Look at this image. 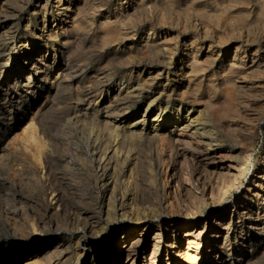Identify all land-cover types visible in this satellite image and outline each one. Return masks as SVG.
Masks as SVG:
<instances>
[{
	"label": "bare ground",
	"instance_id": "bare-ground-1",
	"mask_svg": "<svg viewBox=\"0 0 264 264\" xmlns=\"http://www.w3.org/2000/svg\"><path fill=\"white\" fill-rule=\"evenodd\" d=\"M11 1L0 6V264H264V155L247 185L252 152L217 165L262 120L264 0H190L184 14L178 0ZM162 6L172 10L153 12ZM238 230L255 234L236 236V253Z\"/></svg>",
	"mask_w": 264,
	"mask_h": 264
},
{
	"label": "rangeland",
	"instance_id": "rangeland-1",
	"mask_svg": "<svg viewBox=\"0 0 264 264\" xmlns=\"http://www.w3.org/2000/svg\"><path fill=\"white\" fill-rule=\"evenodd\" d=\"M38 0H31V2H32V4L34 3V2H37ZM91 1H95V3L96 2H99L100 0H90V2ZM179 2H177V4H176V9L175 10H172L170 7H158V8H153V12L154 13H157V14H161L162 12H166V11H169V10H172L174 13H176V12H182L183 14L185 13V8L187 7V5L188 4H190V0H178ZM108 5H110V6H108ZM0 6L1 7H6V6H10V7H14L15 6V3L13 2V1H11V0H9V1H5V0H0ZM77 7H79V6H81V8L83 7V6H85V1H83V2H81L80 1V5H76ZM113 7H115V4L113 5V3L111 4H106V5H104V6H102L101 7V10H100V12H97V18L99 19V18H101L102 16H104L105 15V11L107 12V11H109V9L110 8H112L113 9ZM115 9V8H114ZM7 10H9V9H7ZM70 13H72V12H70ZM100 13H102V14H100ZM104 13V14H103ZM225 14H227V13H225ZM63 14H61L60 15V17L62 16ZM65 16V15H64ZM24 17H25V14H20V19L23 21V19H24ZM233 19V16L232 15H227L223 20L225 21H229V20H232ZM69 20H71V17L69 18ZM234 20V19H233ZM132 22V24L133 23H135V25H139V24H141V21L139 20V19H135V20H132L131 21ZM228 25V24H227ZM167 29H165L164 30V32L166 31ZM85 31V30H84ZM160 31V30H159ZM173 31H174V33L172 34V35H175V34H179V36H180V47H179V49H178V53L176 54V57H180L182 54H183V48H184V45H183V43H184V38H185V35L184 34H182V33H179V31H177V30H174L173 29ZM163 32V33H164ZM100 34V32L97 34V35H94V34H90L89 36H88V39L89 40H86L87 41V43H86V48H88V45H89V41L91 40H99V35ZM171 36V35H170ZM132 41H135V39L133 40V39H131ZM139 39H136V41H138ZM128 44H131V41H129L128 42ZM54 48H58V45H55L54 46ZM218 48V47H217ZM110 59H106V62H110L109 61ZM112 60V59H111ZM111 62H113V61H111ZM164 81V84H165V82H167L168 80H165V79H163ZM174 83H171V85H173ZM175 85H177L176 83H175ZM185 88V87H184ZM179 96H174V99H177ZM208 100H209V98H208V96H206V98H202L201 100H200V104H199V107L200 108H204V105H206L207 104V102H208ZM36 110V109H35ZM261 110H262V113H261ZM259 111H260V114H262V120H261V122L258 124V126L256 127V134L254 135V137H253V139L251 140V141H248V140H245V138H244V136L243 135H241L240 137H236V139H234V138H232L231 139V142L228 144V146H233L234 147V150H232V151H230L229 149V154H230V157H228L225 161H224V164H222L221 162H218L217 163V165H219V169L221 170V169H225V167H227V165L228 164H231V163H238V164H242V165H244V163H245V161L247 160V154H248V152H252V156H251V162L248 164V166H247V168H246V171L244 172V174L245 173H248L247 174V177L244 179V181H245V185H247L248 184V178L249 177H253V172H254V170H255V166H256V164H255V160H261V159H263V155H264V109H259ZM139 113V112H138ZM137 113V114H138ZM137 116V115H136ZM28 120H29V118L26 120V121H23L22 122V124H21V126L19 127V128H17V129H15V131L12 133V135H11V138H10V140H9V143L11 142L12 144H16L19 140H20V136H19V134H21V132H22V129H23V127H24V125H26V123L28 122ZM235 127V126H234ZM233 127V128H234ZM230 128V127H229ZM247 146H249V151H247L248 149H247ZM142 149H143V155H145V156H154V154H155V152L157 153V145H151V144H149V143H146V145H143V147H142ZM174 161H176V166H177V168L178 169H180V167H179V165L181 164V162H183V159L182 158H178L177 160H174ZM187 168V167H186ZM191 168V167H190ZM3 169H4V167L3 168H1L0 167V171L1 172H3ZM247 169H248V171H247ZM181 170V169H180ZM190 170V169H189ZM171 171H172V169L170 168V171H169V173H171ZM188 171V170H187ZM191 171V170H190ZM223 179H225V180H228V178H227V176H225V178H221L220 180L221 181H223ZM8 192H9V190L7 189V188H5L4 186H2L1 184H0V201H3V200H7V195H8ZM236 196H237V191L236 190H234L232 193H231V195L229 196V201L230 202H232L234 199H236ZM234 208V206H231L230 207V210H228L229 212H227L228 213V217L232 214V209ZM217 209H215V210H209L207 213H211V216H212V214H214L215 213V211H216ZM62 217V216H61ZM213 217L214 216H212V218L210 217V219H209V222H211V220L213 219ZM216 218V217H215ZM206 219H207V217H206V214L205 215H203V216H201L200 218H199V220H200V225L202 226L205 222H206ZM61 220H63V217L60 219V221ZM63 222H65V219L63 220ZM125 222V219L124 218H120L119 219V221H117L116 222V224H122V223H124ZM62 223V222H61ZM200 229H201V227H200ZM247 230H245L244 232H243V235H244V237H241L240 235H241V230H238V231H236V232H234L233 233V235H232V239H231V242H234V243H232L231 244V246L232 247H234V251L237 253L238 252V250H239V247H237V244L238 243H236V239H235V237L236 236H238V239H241V240H243L245 237H247V236H250L249 234H251L254 230H251V231H249V233L248 232H246ZM253 234H255V232H253ZM6 235V231H4L3 229H0V237L1 236H5ZM204 239L206 240V242H208L209 241V233H205L204 234ZM205 246V245H204ZM230 247V246H229ZM228 247V248H229ZM237 247V248H236ZM228 253V250L225 252V254H227ZM27 258H29V257H27ZM140 264H141V262H140ZM164 264H167V258H165L164 259Z\"/></svg>",
	"mask_w": 264,
	"mask_h": 264
}]
</instances>
